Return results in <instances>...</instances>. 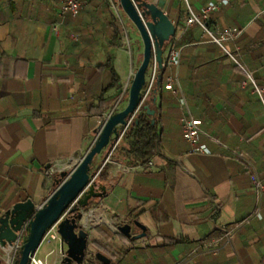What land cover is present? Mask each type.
<instances>
[{
	"label": "crops",
	"instance_id": "crops-1",
	"mask_svg": "<svg viewBox=\"0 0 264 264\" xmlns=\"http://www.w3.org/2000/svg\"><path fill=\"white\" fill-rule=\"evenodd\" d=\"M146 1L176 27L163 53L172 43L180 50L178 83L209 152L189 153L177 97L166 86L155 90V101L147 104L155 111L158 149L148 165L123 170L120 165H134L124 158L123 139L114 161L103 167L107 192L86 218L83 264H104L91 256L97 251L108 264H264V191L261 218L242 224L256 208L251 172L264 181V105L243 71L264 89V0H230L211 13L216 35L236 33L222 46L185 23L187 4L200 12L209 0ZM61 2L0 0V215L28 198L42 203L54 183L47 166L87 152L141 60L137 39L134 55L120 34L115 44L117 22L108 0H81L78 14L54 30ZM109 67L117 75L114 86ZM174 71L168 68L166 77ZM105 153L95 156L92 171ZM115 214L138 220L145 236L114 233ZM233 228L225 243L223 233ZM54 246L52 253L53 245L37 248V256L58 264L60 244ZM8 249H0V259Z\"/></svg>",
	"mask_w": 264,
	"mask_h": 264
},
{
	"label": "water",
	"instance_id": "water-1",
	"mask_svg": "<svg viewBox=\"0 0 264 264\" xmlns=\"http://www.w3.org/2000/svg\"><path fill=\"white\" fill-rule=\"evenodd\" d=\"M118 4L124 15L134 25L142 44L141 60L130 80L126 105L121 110L112 112L101 119L95 131L97 137L83 154L81 161L68 175L66 172L53 175V189L40 205L28 198L14 203L0 215V247L9 248L16 241L19 233L23 232L21 245L13 264H28L29 257L39 247L45 231L71 204L66 216L57 224L62 252L58 264H83L87 258L89 234L84 225L86 213L93 206L85 199L91 194L99 197V200L103 195L102 191L94 192L96 181L90 182L93 175V160L116 139L118 127L125 124V118L134 111L140 101L141 89L145 83V74L153 48L158 68L161 69L164 48L176 33V27L168 15L152 2L118 0ZM155 90L153 89L148 97L150 101H155V96H152ZM143 110L151 116V123H154L155 111L146 102L143 104ZM58 174L61 176L59 179ZM105 189L107 185H102V190ZM114 217V221L111 222L114 233H121L131 239L145 236V227L138 220L127 216L119 217L117 214ZM91 256L100 263L108 264L109 262V259L99 251L92 253Z\"/></svg>",
	"mask_w": 264,
	"mask_h": 264
},
{
	"label": "built area",
	"instance_id": "built-area-1",
	"mask_svg": "<svg viewBox=\"0 0 264 264\" xmlns=\"http://www.w3.org/2000/svg\"><path fill=\"white\" fill-rule=\"evenodd\" d=\"M186 1V0H185ZM230 0H209L207 1L204 6L200 9V12H195L187 3L186 8V25H197L200 29L206 33L209 39L219 45L222 46L223 41L228 40L236 35V33L230 29H226L224 31L219 32L217 35L209 26V18L212 12L220 9L222 6L227 5ZM110 3V7L112 9L114 18L117 22V29L120 34L121 40L125 43V45L129 46V39L127 34V27L124 20V14L118 4V2H114L112 0H108ZM81 0H62L61 5L58 9V17L59 21L53 26L54 30H57L58 27L63 23L65 17L72 16L75 17L80 9ZM175 37V36H174ZM173 37V38H174ZM163 60L162 64L165 65L167 68H173L175 71L170 73L166 77L165 86L169 91L177 97L178 102L181 107V115L179 118L181 130L185 141L189 145V153H208V148L199 142V136L203 133L200 127V121L194 118L190 112V109L187 105L186 99L181 91V88L178 83L177 78V68L180 63V50L173 45H169L165 52L163 53ZM244 74L246 76V80H249L252 84V91L256 93L262 105H264V89L259 88L254 81L252 80L251 74L246 69H243ZM159 68L156 61L155 51L154 48L152 50V55L150 57L148 67L145 74V83L141 89V98L138 102L137 106L135 107L134 111L125 118V124L120 125L117 132L116 139L110 143L106 148V153L104 159L100 166H98L95 170H93V175L90 178V182H92L97 175L102 171L103 167L113 162V155L118 143L122 140L124 133L135 120L137 114L143 110V104L147 101L148 97L151 95L152 88L156 82L158 77ZM245 83V82H244ZM129 86H126L122 89L119 96L116 98L115 102L113 103L112 108L106 113L103 117H107L110 113L115 112L116 107L118 104L128 95ZM97 137V133L95 138ZM83 156V155H82ZM82 156H70L67 158H63L60 160H56L51 162L47 168L45 169V174L47 176H53L59 172H66L68 175L73 168L81 161ZM145 165L149 164L148 162L144 163ZM144 164L135 163L134 165H120L121 169L127 170L133 167H141ZM89 182V183H90ZM251 184L253 190L255 192L256 198V208L255 210L244 218L242 224L249 223L252 219L261 218L258 212V205L260 203V198L262 195V191H264V181H262L261 177L258 175L257 172L254 170L251 172ZM72 205V204H71ZM71 205L59 216V218L45 231L41 243L45 242L46 244L53 245V248L50 250L49 253H52L56 250L54 246L56 243L60 244V236L57 233V224L58 222L66 216L69 208ZM91 212L88 211L86 214L87 216ZM87 224V223H86ZM84 225L86 229H88L87 225ZM235 233V228L225 231L223 233V237L225 243L229 242L232 236ZM23 238V232L21 231L18 235V238L14 242L12 246L9 247L7 254L1 258V262L3 264H13L17 251L21 245V241ZM40 243V244H41ZM0 249H4L0 247ZM7 249V248H6ZM59 253L62 255L61 249H59ZM28 264H47L44 258L37 256L36 251L29 257Z\"/></svg>",
	"mask_w": 264,
	"mask_h": 264
},
{
	"label": "trees",
	"instance_id": "trees-1",
	"mask_svg": "<svg viewBox=\"0 0 264 264\" xmlns=\"http://www.w3.org/2000/svg\"><path fill=\"white\" fill-rule=\"evenodd\" d=\"M118 34L119 33L117 29H114L113 37L115 39V44H118L120 40ZM107 65L109 66V63ZM109 70L112 75V81L110 83V86H114L115 83L117 82V75L111 67H109ZM167 73H168V68L165 65H163V67L159 69L158 77L156 79V81L158 80V83L156 84L155 82L152 90L156 89L159 92H161L164 89H166L165 82H166ZM148 101L149 99H147L146 103H148ZM156 109H158V107ZM156 125H157V120L154 118V123H151V118L149 117V115H147L145 111L142 110L137 114L135 120L126 130L122 138V140L124 139L127 141V145H128L124 149V158L129 159L130 163L144 164L149 160L153 152L158 149L159 133L157 132ZM118 145L115 151L117 150ZM103 170L104 169H102V171L94 179L96 181V186H95L96 190H94V192H97V190L102 191L104 195L107 192V189L102 190V185H103L102 180L104 175ZM57 176H59L58 179L61 178L59 174ZM98 198L99 197L96 196L94 197L90 194L86 197L85 200L89 204H93L98 200Z\"/></svg>",
	"mask_w": 264,
	"mask_h": 264
},
{
	"label": "rangeland",
	"instance_id": "rangeland-1",
	"mask_svg": "<svg viewBox=\"0 0 264 264\" xmlns=\"http://www.w3.org/2000/svg\"><path fill=\"white\" fill-rule=\"evenodd\" d=\"M112 1H114V2H118V0H112ZM123 13V12H122ZM124 14V13H123ZM126 17V16H125ZM126 19V21H129V19L126 17L125 18ZM129 24H126V27H127V25H128V27H132V25L133 24H131V22L129 21L128 22ZM127 27V34H128V39H129V47H130V49H131V51H132V54L134 55L135 54V52H136V42H135V40L137 39L138 41H140L139 40V35L137 34V31H135V27H134V25H133V29H130V28H128ZM141 44V43H140ZM45 242H42L41 244H40V246L38 247V250L39 251H41V249H43V247H45ZM38 250H37V252H38ZM40 252H38V254H39Z\"/></svg>",
	"mask_w": 264,
	"mask_h": 264
},
{
	"label": "flooded vegetation",
	"instance_id": "flooded-vegetation-1",
	"mask_svg": "<svg viewBox=\"0 0 264 264\" xmlns=\"http://www.w3.org/2000/svg\"><path fill=\"white\" fill-rule=\"evenodd\" d=\"M0 264H3L2 262H0Z\"/></svg>",
	"mask_w": 264,
	"mask_h": 264
}]
</instances>
